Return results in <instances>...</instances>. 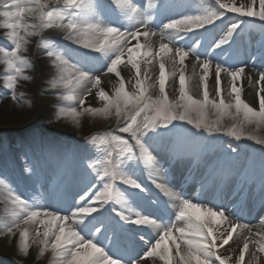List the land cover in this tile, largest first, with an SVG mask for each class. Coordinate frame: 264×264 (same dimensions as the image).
I'll use <instances>...</instances> for the list:
<instances>
[{
	"label": "snow or ice",
	"instance_id": "obj_1",
	"mask_svg": "<svg viewBox=\"0 0 264 264\" xmlns=\"http://www.w3.org/2000/svg\"><path fill=\"white\" fill-rule=\"evenodd\" d=\"M216 2L217 10H205L172 19L156 32L148 26L149 20H140L130 30H121L102 22H78L71 12L81 9L85 0H0L3 27L9 30L8 37L14 45L11 50L0 48V54L10 70L5 80L7 87L12 90L11 99H17L15 88L26 63L23 52L29 38L40 35L46 29H61L67 34V40L100 54V58L106 61L105 74H114L119 82L114 95L110 96L101 87L100 75L94 74L82 63L69 64L61 52L45 44L47 56L52 58L53 64L60 72L59 80L53 84V88L62 85L65 89L71 86L81 90L79 94L62 96L64 101L73 102L63 114L73 120L82 114L114 115L116 131L127 136H111L112 141L122 146L119 154L121 157L144 159L145 166L148 167L149 164L158 162L153 156L154 151L166 154L170 160L181 159L192 150L200 151L199 144L184 141L171 144L155 142L149 145L145 142V136L157 128H167L174 121L184 122L209 135L224 131L219 120L209 122L206 119L209 110H215L220 116H231V110L235 109L236 115L243 113L246 122L264 125V72L258 73L254 82L258 102V107H254L242 98V77L246 66L230 70L207 57L200 58L195 49L185 50L177 47L170 39L178 33L187 34L204 29L228 13L264 21V0H250L249 3L239 6L234 0L231 3H224L223 0ZM113 3L119 5L120 0H113ZM29 20L33 22L29 23ZM238 27V23H232L214 47L228 44ZM156 36L160 40L158 50L149 39ZM132 41H136L134 46ZM190 56L194 60L193 75L196 74L197 67L201 70L202 98H194L187 88L185 61ZM154 62L159 64V95L155 97L150 92V88L155 87V84L149 83L152 76L148 67ZM169 63L172 65L171 75L179 72L180 95L178 99L173 100H169L166 92V66ZM119 65L130 66L135 71L132 92L126 90V81L121 76ZM221 73L230 77V99L227 102L222 95ZM210 74L214 76V94L211 96L208 90ZM248 82L253 83L251 78ZM127 83L130 84L131 81ZM93 89L96 90L95 97L103 102L102 107L87 104V97L93 95ZM193 113L196 115L193 116ZM227 134L239 140L242 132L234 125ZM248 138L256 139L258 144L264 145V139ZM87 167L101 183L93 184L84 191L74 206L64 213L49 209L43 204H30L13 191H9L11 203L18 211L13 213L12 221L3 227L10 236H16L18 233L20 251L25 255H28L32 244H39L42 245L41 253L50 250L54 256L59 257V264H124L118 258L110 256L97 243L99 236L103 234L104 224L98 222L94 214L109 201L115 200L120 204V208L113 207L112 211L121 221L137 226H149L159 232L156 240L149 244L143 255L133 260L132 264H148L149 259L155 257L164 264H264V231L254 232L247 223L232 219L221 205L209 207L194 203L189 198H183L181 194L172 193L163 183H157V178L149 173L147 179L157 189L173 196L178 202L175 205V222L161 226L149 216L140 213L133 215L130 209L125 214L122 197L114 192L117 182L141 191L144 189L133 176L121 169V161L113 166L112 152H108L102 170L96 163H87ZM3 184L5 181L0 179V185ZM203 187L201 185L202 189ZM261 223L264 224V220ZM234 235L238 240H242V246L239 247L235 259L220 251L233 241ZM246 255L249 257L247 261Z\"/></svg>",
	"mask_w": 264,
	"mask_h": 264
},
{
	"label": "bare ground",
	"instance_id": "obj_2",
	"mask_svg": "<svg viewBox=\"0 0 264 264\" xmlns=\"http://www.w3.org/2000/svg\"><path fill=\"white\" fill-rule=\"evenodd\" d=\"M155 0H135V4L128 3L123 1L122 2V12L118 15L116 18V25L121 30H130L133 29L136 26V23L140 20H149L148 26L156 31L159 32L162 26L164 25V18L166 17L167 13L165 11L162 12L160 17L156 19L154 16V8H155ZM204 2V1H202ZM250 0H236L237 5H243L249 3ZM137 3V6H136ZM196 4L197 1H194ZM205 2L204 3H197L195 5L197 8L205 10ZM194 5V4H193ZM96 3L95 0H85V4L81 9H75L72 10L75 14V18L78 22H85L89 20L86 18L88 15L95 14L96 11ZM207 9V8H206ZM207 10H216L208 8ZM71 12V14H72ZM157 13V11H156ZM168 16V15H167ZM103 20V19H102ZM97 21L102 22L103 21ZM219 21V20H218ZM217 21V22H218ZM32 20H29V23H32ZM216 22V23H217ZM4 18L0 17V47H5L6 50H11V48L14 46L12 44L11 39L8 37V29L3 27ZM230 21L227 22V26L230 25ZM234 23V22H233ZM264 24V21H262ZM224 27V26H223ZM213 35H215L216 30L211 29ZM49 36V38L53 41V45L51 46L56 51L61 52L65 59H68L69 64L71 62H79L82 63L83 66L87 69H89L94 74L101 76V87L110 95H114V90L116 87H118V78L111 73H106V61L102 58H100V54L92 52L90 49H85L81 45H77L73 43L72 41H69L66 39V33L61 29H48L46 32L43 30L40 35L32 36L29 38V43L26 45V50L23 52L24 54H30L33 58H35L36 61V77L34 76L33 81L30 83L29 89L31 91H34L35 93H39L42 88L45 87L46 83H50V81H58L60 77V72L57 69L56 65L53 64L52 58L48 57L46 54L47 50H43L39 47L38 41H41L40 39L44 36ZM212 35V36H213ZM175 35H172L170 39L173 41L175 39ZM153 43L154 47L158 50L160 40L159 37H150L149 38ZM144 38H141V42H143ZM256 42V41H255ZM136 41H132L131 44L134 46ZM254 46L257 47L258 44L254 43ZM238 57L241 59L240 61L246 62L244 59L245 55L248 53V51H245L238 45ZM0 63L4 66V68L7 71L4 73L5 75L0 80H5V77L10 73L7 64L4 62L3 55L0 54ZM244 59V60H243ZM226 62H223L219 60V64H223ZM186 70H185V77H186V84L187 88L190 89L191 95L196 97H201L202 93V86L200 83V74L201 70L197 67L196 68V74L193 75V64L194 60L191 58L186 59ZM121 71V76L125 79L126 85L129 84L127 81H131V85L135 84V76L133 75V71L130 66L125 65H119L118 66ZM149 72L152 76V80L149 81L150 84H157V77L159 74V64L154 62L152 65H149ZM258 69V70H256ZM172 71V65L169 63L168 67L166 66V72H168V78L166 84L168 85V97L170 100L172 99H178V91H179V72H176V75H171ZM264 72V60L258 64L253 65L252 67L248 68L245 67V74L242 77L243 80V89H242V98L245 99L248 103H250L254 107H258V102L255 95V85L254 82L257 79L258 73ZM67 75V73L65 74ZM222 78V95L224 96L226 102L230 99L228 96V92L230 91V77L227 76L224 73H221ZM251 78L253 83H249L248 79ZM6 81V80H5ZM35 88V89H34ZM208 90L210 93V96L214 94V76L210 74L208 78ZM50 91L54 94L55 91L63 92L64 94H79L80 89H73L71 86L68 89H65L62 85L57 86L56 88H50ZM95 89H93V95L87 97V104H90L92 107H102L103 102H101L97 97H95ZM110 91L112 93H110ZM150 92L152 95H155L157 93V88H150ZM41 94V97L44 98L45 96L43 93ZM177 95V96H176ZM3 98V97H1ZM0 98V112L5 110L6 106H4V101H2ZM48 100H53V102H60L61 105V111L60 116L55 118V121L53 125L47 126L50 130H54L57 132H65L68 134L76 135L78 134L79 127L83 124V117L89 116L92 120V127L94 130H102L105 128H109L110 126L106 123L107 116L103 115H96L92 116L89 114H82L78 117V119L73 120L71 117L65 116L64 110L73 104V102L68 101V105H64V100L62 97H56L55 95L46 97ZM62 102V103H61ZM87 104L85 106H87ZM11 108L10 110H14L16 112V120L21 123V127L23 132L28 131V129L35 125V122H31L30 124L27 123V120L25 119L24 115L26 112L25 107H21V105L15 101H11ZM20 106V107H17ZM17 107V108H16ZM40 111V110H39ZM232 113L235 112V109L231 110ZM42 114H44V111H42ZM1 116V114H0ZM162 131H159L157 134L156 132H149L145 136V142L149 145H152L155 143L156 140H158L159 143L162 144H170V137L169 135H162ZM25 152L23 153V157H21L17 153H11V152H0V179H3V176H5L6 173H8V170L10 172H14L16 176H20L19 172H16V170H19L18 168L24 167L26 164L34 163L38 160V156L34 154L33 152L28 151V149H24ZM214 156L206 157L205 163L202 164V169L199 171L196 176L194 177L192 182L198 181L197 185H200L201 181L206 180L208 181L210 179V175L207 173L206 167L209 166V164L216 165L217 161H221L222 163H226L228 158L221 159V156L218 153L213 154ZM153 156L155 157L157 163L149 164L148 167L145 166V160L141 159L139 161V164H137L135 170L130 172L131 176H133L138 183L143 182V186L145 187L143 191H137L141 194L140 197L136 200H130L129 203L132 204L124 205L125 210H131L132 214L135 215V213H140L142 215L150 216L151 214H154L152 212V208L148 203H146L147 199L150 197L155 196L156 192L152 191V187H155L148 179L147 175L151 173L153 176L157 178V183H163L165 187L167 188H173L177 189V187L181 186V190L185 191V197L192 200V202H206L210 207L215 206L219 207L220 205L228 211L229 209L227 207V203L229 200H231L228 197L229 195L233 194L241 185V183L233 184L231 183L232 176L228 179V182L226 185H224L222 191L220 192V196L217 195V193H213L208 196V194H204L203 192L199 191L198 193L196 191L191 190L190 187H188L186 190L184 187V184H182L181 178H184L185 172L188 169V165H168L167 170L163 171L162 167H166V164L169 163L168 156L166 154H163L159 151H154ZM221 159V160H220ZM205 160V159H204ZM239 166V164H237ZM237 166V167H238ZM240 167V166H239ZM217 168V166L215 167ZM241 168V167H240ZM242 172H245V177H248L251 179L250 183L245 182L243 184V188L238 192V194L243 193V190H247L249 192V198L246 200L247 202V208L244 210L243 214L240 215L236 210H229L228 214H230L231 218L236 220L239 219L241 223H247L253 231H264V224L261 223L262 220H264V217L261 218V216H264V183L260 181V177L255 176L254 173L249 170L245 169V167H242ZM233 170V169H232ZM131 171V170H130ZM18 173V174H17ZM40 177V174H38ZM52 177L51 174H47V177L41 178V181L37 179V175L32 176L30 179H22L20 183L22 185H18L17 191H13L14 194L21 195V199H24L28 201L30 204H43V195L41 194V189L39 188V185L43 186V188H49L50 183L49 180ZM4 180V179H3ZM145 180V181H144ZM18 181V179H17ZM27 181V182H26ZM263 183V184H262ZM39 184V185H38ZM86 185H91L90 182H88ZM124 186L125 188H128L130 186L123 185L120 182H117L116 187ZM219 186V187H218ZM186 187V186H185ZM212 190H216L217 188H220V182H217V180H214L212 183ZM167 188V189H168ZM190 188V189H189ZM116 189V188H115ZM11 190L8 185L3 184L0 185V253H3L4 255L8 254V250L11 249L12 246L15 245V243L19 242V235L17 233L16 236H10L6 234V230L4 229L3 225L10 223L13 219V213L15 211H18V209L11 203V200L9 198V191ZM130 190H134L132 187ZM12 191V190H11ZM163 191V190H161ZM19 192V193H18ZM164 192V191H163ZM172 192V191H171ZM173 193V192H172ZM238 194L236 196H238ZM235 196V197H236ZM76 197V196H75ZM184 197V198H185ZM160 199H164L165 202H167V212L166 213H158L154 214L157 219L160 220V218H168L171 215L173 216L174 213H176V207L175 205L178 203L173 196L166 195L164 192V195L160 197ZM159 199V200H160ZM230 203V202H229ZM232 203V201H231ZM114 204V203H113ZM44 205V204H43ZM257 207L259 208L257 210ZM105 208V206H104ZM69 209V208H68ZM67 208H61L59 212L64 213L68 210ZM59 210V209H58ZM128 210L126 212H128ZM252 210H257L255 214H252ZM125 212V214H127ZM165 215V217H164ZM108 215H103L99 217L97 220L102 221L103 218H105ZM245 217L248 218V220H245ZM250 217L251 220L249 219ZM107 218V217H106ZM123 222V221H122ZM157 222V220H156ZM178 223V222H177ZM127 225H130V223H126ZM161 226L167 225L163 222V224L158 223ZM182 226V224H181ZM131 227L135 228L137 230L136 232H139L143 237L134 239L131 243L134 244V250L140 251L143 250V253L146 251L147 247L151 243V241L156 239L157 237V230L153 229L149 226H137L132 225ZM30 230L32 226H29ZM114 233V227L112 228V225L109 226V231ZM125 229V228H124ZM124 229L120 228L119 234L123 235ZM20 243V242H19ZM103 247L105 246L104 243H101ZM242 246V240H238L236 236L234 235L233 241H230L229 245H226L222 252L223 254L231 255L233 259H235L236 254L239 252V247ZM251 247V245H250ZM42 245L39 244H32L28 255H25L22 251L19 249V253L16 257V263L17 264H33L31 257L36 253V257L34 260V264H59V257L54 256L51 251H45L43 254L41 253ZM104 249V248H103ZM105 252L108 254L109 251L107 249H104ZM235 250V251H233ZM125 257V256H124ZM123 259L125 261L133 259L131 255L125 257ZM249 259V257L246 255V261ZM4 261V260H3ZM148 264H164L163 261H161L158 257L150 258L148 261Z\"/></svg>",
	"mask_w": 264,
	"mask_h": 264
},
{
	"label": "rangeland",
	"instance_id": "obj_3",
	"mask_svg": "<svg viewBox=\"0 0 264 264\" xmlns=\"http://www.w3.org/2000/svg\"><path fill=\"white\" fill-rule=\"evenodd\" d=\"M195 1L201 4L205 2L204 4L205 10H207L208 8L216 9V10L218 9L216 0H195ZM182 2H183V5L184 4L186 5L185 6L182 5L179 9V12L171 11L170 13H174L176 15L175 17H167L165 20V23H167L168 21L172 19L179 18L178 16H181V14L182 16H184V15H189V14H197V13L205 11L197 7L195 8L194 6L192 9L193 11H189L190 6H192V4L190 3L191 0H182ZM223 2L231 3L233 2V0H223ZM234 2L236 3V0H234ZM197 3L195 5H197ZM186 6L189 7V10L187 9V11L184 10ZM72 15L75 16L74 12H72ZM227 15H231L235 17L234 19L237 21H242L245 19V17L238 16L234 13H228ZM86 18L89 20V22L99 21V17L98 15H96V13L93 15H88ZM247 18H252V17H247ZM254 19H257V18H254ZM85 22H88V21L85 20ZM251 25L252 24L250 23L248 27L246 28L250 29ZM47 30L48 29H46L45 32ZM197 42L198 41L195 40L194 45L192 46L188 44V46L190 47L188 48V50L196 49L195 45ZM45 44L52 46L53 41L46 37L42 41L39 47L42 48L43 50H46ZM0 48H4L6 50L5 47H0ZM28 55L30 57L23 55L25 57L26 63L23 66L22 75L18 77V80H17V84L15 88V94L17 97L16 100L11 99L12 90H10L7 87L6 81L0 80V98L3 97L1 98V100L4 101V106H6L5 110L4 111L2 110L0 112L1 114L0 116V152H5V151L16 152L18 150L23 149V144H28V145L33 144L35 142H39L40 139L43 138L46 145L48 146L46 148V152H51L53 155L56 156V158H54V162L52 161L53 163L52 170H53L55 177L59 179V174L62 175L65 172H67L70 165L73 162H75L76 171H77L76 173H78L76 175V179L79 180L78 183L79 184L87 183L88 180H90L92 183L90 187L93 184H99L101 182L97 181L96 176L92 173L91 169L87 167V163H96L97 167L101 168L102 170L103 162L107 158L108 152H112L113 166H115L116 164H119L121 161V169L127 174L135 170V167H134L135 164H134L133 159H128L127 156L121 157L119 154L121 153L122 146L118 145L117 142H114L111 139L112 135H121L127 138L126 134L118 133L116 131L117 124H116V118L114 115L107 116L106 123L110 127L102 129V130H94L92 127L91 118L89 116L84 115L83 124L79 127L78 134L76 135L68 134L65 132H57L54 130H50L47 127V126L53 125L55 118L60 116L61 105H60V102H53V100L50 101L46 99V97H50L52 95L53 96L55 95L56 97H62L63 95H66V94L60 91L58 92L55 91L53 94L50 91V88H53V84L57 82L54 80L50 81V83H46L45 87L42 88V90L39 92V93H43V95L45 96L44 98L41 97V94L35 93L34 91H31L29 89L30 83L33 81L34 76L36 77L37 75L35 71L37 65H36L35 58H33L30 54ZM71 64H74V63L71 62ZM4 70L6 69L0 63V79L3 78V76L5 75L4 73L7 72ZM132 71H133V75L135 76V71L134 70ZM153 88L154 89L157 88V93L153 95L155 97L156 95H159V85L155 84V87ZM168 88L169 87L166 84L167 93H168ZM126 90L129 92H132L134 89L131 84H127ZM188 90H189V93L191 94L190 89ZM110 93L112 92L110 91ZM178 95H180L179 91H178ZM193 97L202 98V96L201 97L193 96ZM11 101L13 102L17 101L21 105V107L26 108L24 117L27 120V123L30 124L31 122H35V125L31 126L28 129V131L23 132L22 127H21L22 122H18L15 119L16 112L14 110L9 109L11 108V105H10ZM63 104L68 105L69 102L64 101ZM17 107H20V106H17ZM42 111H44V114H42ZM195 115L196 114L193 113V116ZM206 119L209 122H215L219 120L220 126L224 129V131L213 134V135L211 134L209 136V134L204 132L203 130H196L191 125H188L184 122L174 121L167 128H157L153 132L154 133L156 132L157 134L159 131H162L161 132L162 135L163 134L169 135L171 139L170 144L176 141L189 142V140H191L192 143H197L201 146L200 151L204 145H208L209 143H212V142L213 143L215 142V145L218 146L216 149H218L219 152L222 154H223L222 150H225V153L227 154L228 153L232 154L233 152L232 149H235V152L240 150L242 152V161L243 159L247 157V155H249L252 158V162L250 161V163L246 165V167L254 169L253 168L254 166L251 167V165L252 163H254L253 161H255L258 155L264 154V145L258 144L256 142V139H249L248 137L264 139V125H257L254 122H251V123L246 122L243 118V113L236 115L235 112H233V115L231 116L229 115L220 116L218 113L215 112V110H209L207 112ZM234 125L237 127V129H239L242 132L241 139L239 140H237L234 136L227 134L228 131H230ZM32 138H36V140L35 139L32 140ZM36 150H38V148H36ZM200 151L194 150V152L198 154H200L199 153ZM236 159H239V158H236ZM242 161L240 163H246ZM23 177L27 178V174L24 173ZM72 184L75 185V182L72 181ZM62 185L64 184H60L55 190L59 191ZM52 189L53 188H51V190ZM116 194L122 197V203L124 205L128 204L129 197H128V193L125 188L118 187L116 190ZM116 207L120 208V204ZM94 215H97V213ZM175 217H176V213H174L173 216H170L167 219H164V222L167 224L175 222ZM262 217L264 216H261V218ZM105 226L106 224L104 225L103 230H105ZM19 249H20V243L17 242L15 243L14 246L11 247V249L8 250L7 255L3 256V253H0V264H17L16 257L19 253ZM220 251L221 253H223L222 249H220ZM35 257H36V253L32 255L31 257L33 264H34ZM137 258L139 257H136V259Z\"/></svg>",
	"mask_w": 264,
	"mask_h": 264
}]
</instances>
